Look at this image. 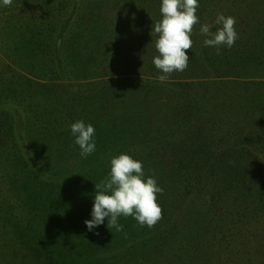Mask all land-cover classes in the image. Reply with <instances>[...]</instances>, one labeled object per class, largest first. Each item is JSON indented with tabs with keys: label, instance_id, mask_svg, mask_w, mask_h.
<instances>
[{
	"label": "rangeland",
	"instance_id": "rangeland-1",
	"mask_svg": "<svg viewBox=\"0 0 264 264\" xmlns=\"http://www.w3.org/2000/svg\"><path fill=\"white\" fill-rule=\"evenodd\" d=\"M159 2L12 0L10 6L0 7V264H195L188 245H179L178 253L157 255L152 246L147 251L145 244L133 240L140 228L132 229L134 221L128 217L119 218L122 232L109 229L107 217L93 231L84 223L91 218L95 184L110 173V155L128 152L144 162L155 148L162 158L172 153V148L156 143L171 139L168 126L179 125L182 97L175 94L177 82L153 85L148 92L154 112L146 118L148 130L125 129L131 121L127 115L100 121V128L95 127L96 150L86 158L60 126L63 113L74 112L73 117L75 109L81 110L80 98L68 97L59 86L62 82L136 72L142 58L156 52L157 34L151 28L159 20L154 16ZM84 9L85 18L79 16ZM140 12L143 19L136 17ZM140 83L130 82L125 106L137 120V112L144 109L145 86ZM257 84L254 90L260 94L264 79ZM209 88L213 94L220 92L213 85ZM18 134L35 145L46 170L73 178L66 183L40 178L21 156ZM129 135L137 139L134 149ZM207 252L198 264L213 263Z\"/></svg>",
	"mask_w": 264,
	"mask_h": 264
},
{
	"label": "trees",
	"instance_id": "trees-1",
	"mask_svg": "<svg viewBox=\"0 0 264 264\" xmlns=\"http://www.w3.org/2000/svg\"><path fill=\"white\" fill-rule=\"evenodd\" d=\"M255 1L199 0L200 22L193 26L188 67L169 74L164 82L158 79L162 73L153 64L157 52H152L142 58L136 72L126 70L90 82L59 85L68 97L80 98L81 110L75 109L73 117L74 112L63 113L61 119L60 126L70 134L69 125L76 120L100 128V121L120 120L121 115L131 120L123 126L125 129L148 130L146 118L154 114L150 112L148 92L155 89L153 85L177 82L174 85L179 92L175 94L182 97L181 111L177 112L182 115L179 125L168 126L171 139L156 143L172 148V153L162 158L155 148L143 162L146 176L155 175L163 188V193L157 194L162 218L148 227L128 216L135 222L132 229L135 225L140 228L133 240L145 244L147 251L152 246L157 255H162L167 250L177 252L179 245H188L195 264L207 251L212 264H264V91L258 94L254 90L264 79V0ZM157 7L154 16L160 20V2ZM221 12L235 17L238 38L232 47L222 45L217 51L204 46L205 37L199 29ZM85 14L84 9L79 16L85 18ZM137 15L143 19V13ZM130 82L145 86L144 109L137 112L139 120L131 113L132 108H125ZM212 85L220 92H210ZM127 140L134 149L136 137L129 135ZM17 143L25 162L44 181L66 183L73 178L46 170L35 145L23 135L18 134ZM175 227L180 231L175 232ZM30 243L35 241L30 239ZM31 252L35 253L33 249ZM147 258L153 256L147 254Z\"/></svg>",
	"mask_w": 264,
	"mask_h": 264
},
{
	"label": "clouds",
	"instance_id": "clouds-1",
	"mask_svg": "<svg viewBox=\"0 0 264 264\" xmlns=\"http://www.w3.org/2000/svg\"><path fill=\"white\" fill-rule=\"evenodd\" d=\"M12 0H0V7L10 6ZM199 0H160L161 18L155 21L151 33L157 34L153 57L154 66L162 73L158 79L168 80L169 74L182 72L188 67L189 49L193 41V26L199 23L197 9ZM235 17L217 13L212 23L200 26V34L205 38L206 47H232L238 38L235 29ZM215 28V31H213ZM75 145L79 146L80 155L87 157L95 152L96 128L83 119L69 125ZM95 195L90 212V219L84 223L88 231H93L105 223L107 227L122 232L124 225L120 217L132 216L140 226L153 227L162 218V206L157 194L163 188L157 183L155 175L146 176L143 162L128 152L110 155V173L99 184H95Z\"/></svg>",
	"mask_w": 264,
	"mask_h": 264
}]
</instances>
